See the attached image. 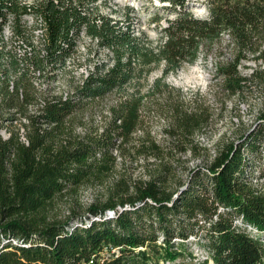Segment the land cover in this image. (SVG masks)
Listing matches in <instances>:
<instances>
[{"label": "trees", "instance_id": "obj_1", "mask_svg": "<svg viewBox=\"0 0 264 264\" xmlns=\"http://www.w3.org/2000/svg\"><path fill=\"white\" fill-rule=\"evenodd\" d=\"M157 1L173 17L153 45L144 32L135 34L130 6L123 8L122 21L100 13L97 0H37L30 6L0 0V24L10 13L16 33L24 36L20 16L31 12L46 28L44 52L0 50V264H174L190 237L204 250L199 264H264V123L218 148L205 168L190 170L172 189L170 159L197 147L194 138L210 113L186 103L165 80L227 34L231 54L216 65L222 92L232 97L259 91L264 0ZM193 3L206 15L190 11ZM82 27L98 48L111 50L109 61H95L73 97H40L34 80L52 78L56 68L63 72ZM249 60L255 65L246 75L240 67ZM154 67L160 75L148 82ZM111 93L120 97L102 124L78 132V113ZM153 113L168 120L163 132L172 147L157 143L148 130L134 137L143 117ZM127 156L136 163L132 168L144 162V175L117 171L106 183L118 163L127 168ZM86 183L107 185L103 199L83 215L50 219L56 197Z\"/></svg>", "mask_w": 264, "mask_h": 264}, {"label": "rangeland", "instance_id": "obj_2", "mask_svg": "<svg viewBox=\"0 0 264 264\" xmlns=\"http://www.w3.org/2000/svg\"><path fill=\"white\" fill-rule=\"evenodd\" d=\"M195 4V5H194ZM164 4L157 0H97L96 9L103 15L113 16L115 19L124 20L125 6L132 7L129 13L133 21L132 27L136 35L142 32L146 35L147 41L155 45L161 37L160 29L166 25V18H172ZM112 10H117L112 14ZM196 16L206 15L205 8L200 3H193L190 7ZM157 17L158 20L155 18ZM231 43L227 34L215 42L209 50L203 49L199 53L197 61L193 64H184L177 74L166 77V82L175 88H179L183 93L186 103L191 106L200 105L208 107L210 113L209 123L204 125L201 132L195 138V149L188 148L184 153H175L171 160L174 174L170 179L171 187H175L178 181H185L190 170L201 166L205 168L212 159L217 149L231 141H237L244 133L257 129L259 123H264L259 118L264 112V83L261 89L252 93H245L242 96L227 97L221 89V79L216 74V65L224 61L231 54ZM73 62L70 68L61 72L60 82L63 85L70 86L73 82L79 81L85 69L89 70L95 61H109L111 50L98 48L88 40L78 39L77 49L73 51ZM94 53L96 55H94ZM246 66L240 67L243 74H250L254 68L253 61L249 60ZM264 66H261L263 68ZM160 75V67L152 68L148 73V82ZM130 88V86L128 87ZM147 85L142 90L145 91ZM120 97L117 93H111L105 96L102 101L88 105L83 111L78 113L75 118L76 130L91 129L99 127L102 124V115L107 113L108 106ZM80 122V123H79ZM168 120L160 113H153L151 117L145 115L141 123L140 130L136 131L134 137L137 139L143 136L144 131H149L150 135L157 143L165 147H172L173 142L163 132V128ZM258 125V126H257ZM2 135H5L1 131ZM120 159V158H119ZM130 156L126 157L127 168L122 163L116 166L115 174L106 179V183L116 179L117 171L131 173L133 177L144 175L143 161L138 160V167L131 164ZM264 164V161H263ZM142 165V166H141ZM171 176V174H170ZM169 176V177H170ZM105 186L101 184H83L77 191H67L63 196H57L49 207L50 219H65L75 212L83 215L84 211L94 200H102L105 194ZM264 186V181H263ZM185 254L175 260L174 264H199L205 257L203 248L200 246L197 238L190 237L185 245ZM105 250L104 256L108 252ZM194 256L189 258V253ZM212 264L211 261H209Z\"/></svg>", "mask_w": 264, "mask_h": 264}, {"label": "built area", "instance_id": "obj_3", "mask_svg": "<svg viewBox=\"0 0 264 264\" xmlns=\"http://www.w3.org/2000/svg\"><path fill=\"white\" fill-rule=\"evenodd\" d=\"M37 0H19L21 4H25L26 6L33 5ZM29 10V9H28ZM1 19V18H0ZM20 23L22 25L23 34L16 33L14 28V16L10 13L4 16V21L0 24V50L5 52H14L18 56H24L26 54H31L34 47L39 48L40 51H45L44 43L46 40V28L43 19L36 13H25L20 16ZM30 35V38L25 40V36ZM80 38L88 40L90 43L97 46V39H92L85 32V28L82 27L80 31ZM79 38V39H80ZM77 45L75 49H77ZM107 51L110 49L104 48ZM74 52L70 54L65 60L63 72L70 68V64L73 62ZM94 66V65H93ZM93 66L90 67L89 70L85 69L83 71L81 79L73 82L70 86L63 85L60 82L61 72L56 68L54 71H51L52 78H39L34 80V86L42 93L40 97H62L66 99L67 97H73L75 93V89L79 84H82V80L87 77L90 71L93 70ZM35 75H39V71H34ZM42 102L40 103V106ZM36 107L32 108V111L35 110ZM261 182L264 179L260 180ZM255 183V181H254ZM262 235V239H264V231L259 232Z\"/></svg>", "mask_w": 264, "mask_h": 264}, {"label": "water", "instance_id": "obj_4", "mask_svg": "<svg viewBox=\"0 0 264 264\" xmlns=\"http://www.w3.org/2000/svg\"><path fill=\"white\" fill-rule=\"evenodd\" d=\"M111 212V211H110Z\"/></svg>", "mask_w": 264, "mask_h": 264}]
</instances>
